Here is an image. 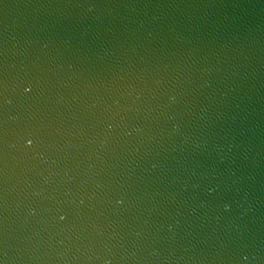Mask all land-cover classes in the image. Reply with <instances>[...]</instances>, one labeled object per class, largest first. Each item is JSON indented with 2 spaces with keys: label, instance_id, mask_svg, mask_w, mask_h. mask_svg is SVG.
Wrapping results in <instances>:
<instances>
[{
  "label": "water",
  "instance_id": "water-1",
  "mask_svg": "<svg viewBox=\"0 0 264 264\" xmlns=\"http://www.w3.org/2000/svg\"><path fill=\"white\" fill-rule=\"evenodd\" d=\"M0 260L264 264V0H0Z\"/></svg>",
  "mask_w": 264,
  "mask_h": 264
},
{
  "label": "snow or ice",
  "instance_id": "snow-or-ice-1",
  "mask_svg": "<svg viewBox=\"0 0 264 264\" xmlns=\"http://www.w3.org/2000/svg\"><path fill=\"white\" fill-rule=\"evenodd\" d=\"M23 90H24L25 93H28V92L31 91L30 87H24ZM25 143H26V146H30L32 144V140L31 139H27ZM61 218H63V217H61ZM0 264H3L2 260H0Z\"/></svg>",
  "mask_w": 264,
  "mask_h": 264
},
{
  "label": "clouds",
  "instance_id": "clouds-1",
  "mask_svg": "<svg viewBox=\"0 0 264 264\" xmlns=\"http://www.w3.org/2000/svg\"><path fill=\"white\" fill-rule=\"evenodd\" d=\"M117 203H119V201H117ZM224 207H225V210H227L229 205L225 204Z\"/></svg>",
  "mask_w": 264,
  "mask_h": 264
}]
</instances>
